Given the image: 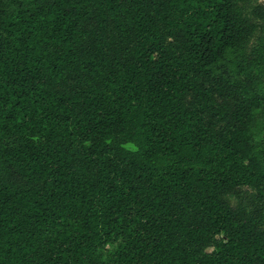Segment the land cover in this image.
<instances>
[{
	"label": "trees",
	"instance_id": "obj_1",
	"mask_svg": "<svg viewBox=\"0 0 264 264\" xmlns=\"http://www.w3.org/2000/svg\"><path fill=\"white\" fill-rule=\"evenodd\" d=\"M239 1L0 0V264H264Z\"/></svg>",
	"mask_w": 264,
	"mask_h": 264
},
{
	"label": "rangeland",
	"instance_id": "obj_2",
	"mask_svg": "<svg viewBox=\"0 0 264 264\" xmlns=\"http://www.w3.org/2000/svg\"><path fill=\"white\" fill-rule=\"evenodd\" d=\"M239 7L244 15H248L255 25L253 36L245 43L244 48L240 52L241 56L249 55L254 50L258 49L264 52V19H257L252 15L254 9L258 7L264 8V0H240ZM262 83H264V72L260 75ZM253 131L255 134V147L259 156L264 159V106L257 113L253 123ZM231 202L236 203L235 195L230 196Z\"/></svg>",
	"mask_w": 264,
	"mask_h": 264
}]
</instances>
